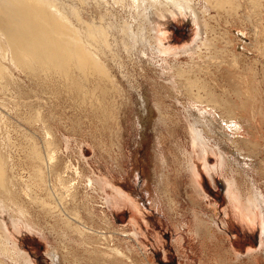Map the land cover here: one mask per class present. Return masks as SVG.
Segmentation results:
<instances>
[{
  "label": "rangeland",
  "instance_id": "374dc122",
  "mask_svg": "<svg viewBox=\"0 0 264 264\" xmlns=\"http://www.w3.org/2000/svg\"><path fill=\"white\" fill-rule=\"evenodd\" d=\"M245 6L242 4L238 7L232 16L222 14L219 17L214 10L211 11L214 17L210 19L213 26L211 36L222 54H218V58H204L200 63L202 69L194 66L188 71L191 72L188 73L190 76L200 74L201 78L208 77L206 81L210 85L206 88L211 86L210 90H220L222 93L218 92L221 95L228 90L227 95L237 105V131L233 129L234 126L231 131L232 136H238L237 144L242 146V156L232 146H223L233 160L232 171L222 173L212 170L209 173L208 170L217 164L219 157L206 152V163L201 160L204 155L199 154V145L193 142L184 117L187 113H184L181 104L184 99L173 93L170 86L163 84L165 80L157 76L159 69L154 65H141L145 69L143 73L140 68L134 70L132 63L127 62L125 69L126 75L132 79L135 77L142 90L147 104L145 110L140 106L139 94L130 88V84L122 78L123 74L113 67V73L118 75L121 86L112 88L111 84L106 83L102 92L97 89L96 95L101 100L95 107L89 102L90 93L85 100H80L64 87L59 91L53 81L45 82L43 86L44 82L35 83L15 69V77L23 85L22 91H19L21 93L13 86L0 91V103L3 102L1 110L9 114L10 120V123L7 121L0 126V135H7L5 132L11 129L7 132L14 137L12 140H15V145L10 150L13 149L19 172L28 166L24 155L30 148L29 141L22 136L23 132H33L38 136L40 129L38 123H26L29 106L20 103H32L34 97L38 96L40 110L57 139L62 158L70 159L84 172H94L104 180L103 183L98 182V188L92 193L97 207L105 210L115 226L103 228L108 239L100 246L108 243L125 251V256H128L122 258L123 264H264V243L260 241L264 237L261 224L264 223V213L257 206L255 221L242 218L240 209L228 196L225 178L233 172L240 173L244 180L248 181L249 178L264 193V54L250 45L255 41L252 40L254 35L245 16L248 13ZM165 17L154 21L155 37L160 38L159 43L164 48L179 52V59L186 62L185 53L180 52L196 44V19L193 14L182 10ZM261 29L264 35V27ZM263 40L261 47H264ZM203 51V54L208 53L205 55L210 53L205 48ZM211 58L215 61H211ZM154 78L159 82L154 84ZM123 90L125 94L128 93L126 99L123 98ZM226 93L224 96H227ZM191 109L194 114L201 115L204 111L208 116L211 115L200 103ZM221 119V123L226 124ZM215 124L219 125L218 122ZM224 126L221 125L220 129L225 132ZM247 137L250 142H243L242 139ZM210 139L211 143L219 142ZM20 144L24 151H19ZM192 159L197 165L198 185L203 193L200 200L190 184L189 161ZM247 181L244 182L245 186ZM192 211L201 212L206 219L214 218L218 223L216 225H219L215 231L218 239L210 236L211 233L197 237L192 234ZM19 222L17 228L14 229L11 224L9 228L19 252L27 255L24 262L66 264L56 234L46 222L40 221L41 228H29L23 220ZM128 231L132 234L126 236ZM215 239L220 242L214 244ZM78 260L75 263L70 258V264H84L88 259Z\"/></svg>",
  "mask_w": 264,
  "mask_h": 264
},
{
  "label": "bare ground",
  "instance_id": "6f19581e",
  "mask_svg": "<svg viewBox=\"0 0 264 264\" xmlns=\"http://www.w3.org/2000/svg\"><path fill=\"white\" fill-rule=\"evenodd\" d=\"M242 4H246L248 13L245 16L254 35L252 40L255 42L250 45L264 54V47L260 45L264 39L261 29L264 27V0H0V91L9 90L12 86L16 87L18 92L22 89L23 85L13 72L15 69L35 83L44 82L43 86L45 82L53 81L59 91L64 87L80 100H85L90 93L89 102L95 107L101 100L100 96L96 95L97 89L102 92L106 83L111 84L112 88L121 86L118 75L113 73V67L123 74L122 78L139 94L140 106L145 110L147 104L142 90L135 77L132 79L126 75L125 69L127 62L132 63L134 70L140 68L143 73L145 69L141 65H154L159 69L157 76L165 80L163 84L170 86L173 93L184 99L181 101L184 113L187 112L184 117L193 142L196 146L199 145V154L211 152L219 157L217 164L208 170L209 173L211 174L212 170L222 173L232 171L233 160L223 146H232L242 156V146L237 144L238 136H232L233 130L231 131L233 126L237 131V105L229 94L227 95L228 90L224 92L227 96H224V93L221 95L218 92L220 90H210L211 86L206 88L209 84L208 77L201 78L200 74L190 76L188 73L191 72L188 71L194 66L202 69V59L209 56L218 58V54H222L211 36L213 26L210 19L214 18L211 11L214 10L215 15L219 14V17L222 14L232 16ZM180 10L193 14L197 22L194 39L196 44L189 50L180 52L185 53L188 60L186 62L179 59V52H171L161 46L160 38L155 37L154 32L156 19L166 18L167 14H176ZM203 48L210 52L209 55L203 54ZM255 62L257 64V61ZM152 82L156 84L159 81L154 78ZM126 94L128 96L127 92ZM126 94L123 90L124 99ZM34 98L32 103H20L29 106L26 123H38L40 127L38 136L33 132H23L22 136L29 141L30 148H25L27 154L24 156L28 166L20 170L21 172L12 153L13 149L10 150L15 145V140H12L14 137L7 132L11 129L6 128V132L2 129L7 135H0V264H28V260L24 262L27 255L19 252L20 249L14 243L9 228L10 224L14 229L17 228L21 220L29 228H41L40 221L46 222L49 229L56 234L60 246L58 248L62 249V258L66 264H70V258L75 263L79 262L78 259H88L84 264H123L125 251L118 246H109L108 243L100 246V243L108 239L103 228L115 226L105 210L97 207L92 193L98 188V182L103 183L104 180L94 172H84L70 159L62 158L57 139L40 110L41 103L37 102L40 98ZM1 103L2 127V124L7 121L10 123V120L9 114L1 110L3 102ZM197 103L205 106L211 115L208 116L204 111L201 115L192 113L191 108ZM221 118L226 124L221 123ZM221 125H225V132L228 130V134L220 129ZM210 138L219 142L211 143ZM242 141L250 142L248 137ZM21 150L23 145L20 144L19 151ZM201 160L206 163L205 155ZM189 162L192 182L190 184L200 200L203 193L197 178V165L194 159ZM239 174L233 172L224 176L228 184V196L240 209L242 218L255 221L257 206H260L264 213V193L254 186L252 180H244L243 175L241 177ZM245 181L248 183L246 186ZM192 215V234L196 237L203 233L217 236L215 231L219 225H216L218 223L213 217L206 219L198 211H192ZM261 224L264 236V223ZM128 234L132 233H125L126 236ZM217 239L214 244L220 242ZM260 241L264 243V237ZM70 242L72 245H69Z\"/></svg>",
  "mask_w": 264,
  "mask_h": 264
}]
</instances>
